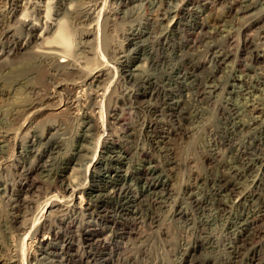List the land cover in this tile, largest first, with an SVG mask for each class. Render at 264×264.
I'll return each mask as SVG.
<instances>
[{"label": "bare ground", "instance_id": "bare-ground-1", "mask_svg": "<svg viewBox=\"0 0 264 264\" xmlns=\"http://www.w3.org/2000/svg\"><path fill=\"white\" fill-rule=\"evenodd\" d=\"M110 2L116 7L108 8L107 0H0V78L4 79H0V102L14 99L16 103H13L18 102L19 105L15 106L13 115L19 116L23 113L16 133L12 131V127L0 131V159L3 163L2 167L0 166V200L8 205V223L11 237L14 239L7 258L0 257V264H56L57 260H54L58 258L61 259L58 263L62 264L69 254L76 259L75 264H89L93 263L92 253H82L79 245L107 248L109 240L123 238L124 234H137L133 229L118 234L115 227L123 221L137 219L138 207L146 198L154 199L155 204L161 205L171 200L170 184L164 177L169 174L160 167L155 153L163 154L161 156L167 159L172 154V148L166 146L168 138L170 139L168 135L179 136L183 127H176L171 123V119L179 117L183 92L190 90H196L199 97L206 99L222 93L227 96H244L246 99L243 105L238 106L234 104L236 101L230 102L231 97H225L227 105L230 106L224 108L225 113L233 122L231 127L226 128V132L230 135L244 132L246 136H253V153H249L247 149L242 151L239 146L236 154L241 161V167H237L219 161L217 148L209 149V160L220 162L227 172L223 170L220 176L205 179L214 184L210 194L217 197L216 208L220 210L218 214H229L225 220L235 240L231 239L228 248L235 255L244 254L241 250L249 241L262 238L264 234V195L259 192L264 179V8L259 5L264 4V0ZM135 2L150 6L147 7L145 21L139 20L138 26H131L129 29L126 45L134 48H128L130 51H126L127 49L119 44L111 50L113 55L122 53L119 58L125 59L121 61L117 58L116 62L121 65V69H116L101 61L102 53L98 47L105 37H102L100 31V18L105 17L102 20L104 24L117 22L125 17L127 19L135 12L133 10L136 6L140 10L139 4L131 6ZM208 15H211L212 19H209L211 16ZM108 26L106 24L103 30ZM157 28H160L159 35L156 33ZM237 29L243 36L246 32L253 31L252 34L248 33L253 35V39L245 35L242 42H237L240 45L237 46L238 50L232 53L231 48L228 49L229 46H224L236 36L234 33ZM188 30L193 36L189 44L191 49L198 48V44L203 42L208 43L218 35L220 40H216L218 43L207 45L208 52L203 57L199 56L198 49L196 53L187 55V58L180 54L176 56L179 62L173 63L176 60L174 57L163 60L160 73L157 70L158 73H150L148 67L151 69L161 64L157 65L153 60L151 66L147 63V56L146 59L144 56L141 59V54L150 52L149 49L153 47H150V44L157 40L156 37L168 44L171 36ZM70 32H74V36L79 34L75 41L80 39L79 42L76 41L80 47L75 44V49H72L73 45L68 44L69 38L73 37H69ZM232 41L236 44L235 39ZM245 54L251 55L249 63L252 61V64L238 62L239 56ZM232 57L236 60L234 63H239V69L233 68L224 77H218L227 60ZM95 60H100L101 63ZM136 60L143 62L132 68L130 64ZM114 69V76L118 74L126 84H131L130 92L121 98L124 105L130 104L128 108L143 111L149 117L141 124L146 146L141 145L142 147L137 149L138 152L121 143L123 138L134 137V134L130 132L133 123L123 122L118 106L108 113V119L106 117L107 123L113 121V124H120L118 135L114 133L118 136L117 139L107 133L106 122L101 118L103 104H100L98 99L102 97L103 100L108 96L109 87L97 83L101 82L102 77L111 76ZM42 72L44 78L51 80L49 88L42 89V86L36 84ZM5 80H11L9 87ZM59 89L66 92L62 94ZM22 91L27 93L26 97L29 94L30 98L21 101ZM258 92L262 93L259 97L256 96ZM18 95L20 96L17 97ZM96 109L99 111L96 112ZM65 110L77 115L80 129L76 134V144L63 153L64 134L61 135V131L51 132L52 129L42 132L36 120L48 115L47 112L58 115ZM245 112L250 116L248 119L244 118ZM101 130L103 134L95 139V135L100 134ZM11 140L16 141L18 158L13 159V172L10 176L6 168L11 165L8 164L11 161L5 155ZM136 154L138 156L135 158ZM71 165V177L65 178V172ZM170 170H174V167ZM249 175H252V180L248 179ZM82 178L90 181L83 184ZM197 188L198 186H194L190 191L191 197ZM114 200L117 204L115 214L110 215L109 211L101 209ZM258 200H262L261 205L257 204ZM199 203L202 202L198 201L196 205ZM40 204H43V210L36 217L37 220L27 217L32 215V211ZM248 205H253V209L246 210ZM235 207L240 210L243 208L241 214L236 212L237 210H232L234 213L230 211ZM182 213L183 211L179 210L177 215L181 216ZM104 221H107L106 224ZM67 230L80 233L68 236ZM22 235V241L28 240L27 261L20 257L15 239H21ZM259 246H264V241L251 245L253 254L246 264H257ZM75 247L78 249L75 250ZM199 247L202 245L188 247L185 249V255L195 256ZM209 263L208 259H204V264ZM259 263L261 262L258 261ZM261 264H264V261Z\"/></svg>", "mask_w": 264, "mask_h": 264}, {"label": "rangeland", "instance_id": "rangeland-1", "mask_svg": "<svg viewBox=\"0 0 264 264\" xmlns=\"http://www.w3.org/2000/svg\"><path fill=\"white\" fill-rule=\"evenodd\" d=\"M106 4H107V7L110 9H111V6H112V8L116 7V5H112L110 0L109 1L107 0ZM137 4H139L140 10H139V8H137L138 6H136L135 10H133L135 12L133 14H131L129 17H127V19H126V17L123 19H119V20H117V22L115 21L116 23L113 22L114 24L112 22H109V23L105 22V24H104V22L102 20H104L105 17L101 16V18H100V25H102L101 26L102 28L100 31L102 33V37L103 38L105 37L102 42L104 43V41H105V43H106V44L101 43V45L98 47V48H100L101 53H102L101 61L106 62V64L109 63V65L113 66L116 69L121 66L116 61H117V58H119L122 55V53L119 52L118 56L113 55L114 53H112L111 50L113 49L114 46L119 45V44L122 45L123 47H125L127 49L126 51H130L131 49H133L134 46L130 48L129 46L126 45L128 43V37H129L128 33L130 32L129 29L131 26H138V23L140 21H145L144 19L146 18V15L148 13L147 7L150 6L149 4H145V5L141 4L140 5V2H135L131 6H134ZM108 5H110V7ZM259 6H262V8H264V4H261ZM141 7H142V9H141ZM143 7H144V9H143ZM216 9L217 8H215V10ZM209 12L210 11H208L207 13L210 14ZM208 16H211V15H208ZM151 17H153V16H151ZM213 17H215V16L213 15ZM209 19H212V16ZM106 24H107V26L109 24V26L106 29H104L105 30V32H104L103 27H105ZM142 29H144V28H142ZM158 30H160V28L156 29L157 34L160 32V31L158 32ZM107 32H108V34H107ZM240 32L241 31H239L237 29L234 33V36L235 35L236 36L233 39H235L236 44L232 41L233 40L232 39L231 41H229L230 43L228 42L224 46V47L229 46L228 49L230 50V48H231L232 53H235L238 50V47L240 45L237 42L239 40H240V42H242L243 38H245L244 37L245 35H249L250 37H248V38L253 37V35H251L253 33V31H249L250 33L252 32L251 34H248L249 32H246V34L244 36ZM125 33H127V34H125ZM183 33H184V35H183ZM157 34L155 36H157ZM72 35H73V37H70ZM74 35H75L74 32H72L69 35L70 38H69L68 44L70 43L69 44L70 46L73 45L72 49H75V44L77 46L80 45V44L78 45V42L80 39H76V41H78V42L75 41V38L79 34H77L76 36H74ZM218 37H219V35L216 36L215 39L209 40L208 43L203 42V44H198V46H199L198 48L195 47L194 49H191L190 47H192V46H190L189 44L193 40V36H191L189 30L186 32H180L179 34L171 36L168 44L164 43V40L160 39V37L157 36L156 37L157 40H155L154 43L150 44V47L153 46L151 49H149L150 52H148L144 55L141 54V59H142V56H144L143 58H145V59H146L145 56H147V60H148L147 63L149 62L151 66H152L151 63L153 60L156 61L157 65L161 64V66H159V67L154 66L151 69H150V67L147 68L150 73H153V72L158 73L159 70L161 68H163V65H162L163 60L164 61L170 60V59H173V57H174L176 60L173 63H177V61L179 62V59L177 60L178 57L176 58L177 55L182 54V55L186 56L184 58H187V55L196 53V50L198 49L197 52H198V54H200L199 56L203 57V55H206L208 52V48H209L208 46H210L211 44H214V43H218V41L220 40V37L219 38ZM236 37H238V38H236ZM106 38H107V40H106ZM154 38H152V40H154ZM216 40H218V41H216ZM125 41H126V43H125ZM71 42H72V44H71ZM107 42H108V44H107ZM234 50H235V52H234ZM148 54H149V56H148ZM246 55H247V57H246ZM249 55L250 54H245L243 56H239L238 62L240 63L241 61H243L244 63L248 62L247 64H252V61H251V63H249L250 62L249 58L251 56V55L250 56ZM133 57H135V56H133ZM119 59L121 61L125 60V59H121V58H119ZM233 59L234 58L232 57L229 60H227V63H226L227 65L225 64L223 66V69L220 71V73H218V77L219 76L224 77L228 73V71L233 69V68L239 69V63L238 62L234 63V61H236V60L235 59L233 60ZM95 61L99 62L100 60H95ZM101 61L99 63H101ZM142 62L143 61L136 60L134 63H132L130 65L133 66L132 68H134L136 65H138L140 63L142 64ZM120 69H121V67H120ZM114 72H115V69L113 70V73L111 74V76L110 75L104 76L101 78V82L97 83L101 86L103 84V85H105L104 87H109L108 93H107L108 96H106L103 100L101 99L102 97H100L98 99L100 104L101 103L103 104V107H101L103 116L101 118H102V120H104L106 122L108 119L107 116L109 115L108 113H111L113 111L114 107L118 106L119 107L118 112H119V114H122L123 122H132L134 124V125L132 124L133 130L131 129V131H130L134 134V137L123 138L121 143L124 146L126 145L132 151L138 152L137 149L139 147H142V146L145 147L146 146L145 136L143 135V133H141L142 132L141 131V127H142L141 124H142V121L144 119H148L149 117L147 116V113L145 115L143 111H138L135 109L128 108L130 104L124 105L125 103H123L121 98L130 92L131 84H126L121 79V77L118 76V74L114 76ZM251 74L253 75V73H251ZM41 75L43 77L41 76L39 78V80H36V84L39 85L40 87L42 86L41 87L42 89L47 88V87L49 88V86H50L49 82L51 80L48 77L44 78L43 72L41 73ZM0 79L4 80L3 78H0ZM117 80H119V81H117ZM9 81H10V84H9ZM104 81H105V83H104ZM0 82H2V81H0ZM5 83H7L6 84L7 86L11 85V80H8V81L5 80ZM262 87L264 88V86H262ZM61 89H63V88H61ZM180 89L182 90V87ZM60 92L63 94L66 92V90H60ZM186 92H183V97L181 98V99H183V102L180 104V107H179V109H181V111L179 109H178L179 111L177 110L179 113L180 119H179V117L171 119V123L173 125L175 124L176 127L177 126L181 127V125H182L183 130H180V131L183 134L181 133L180 134L181 136L180 135L179 136L178 135L177 136L176 135H168L170 137V139L168 138L166 146L172 148V150H171L172 154L169 155L168 159L162 157L163 154H158L157 152L155 153V154H157L156 157H157V160L159 162L160 167L162 169H164L166 173L169 174V176L166 175L164 177L168 181V183L170 184L169 188L171 189V191H170L171 200H168L165 204L163 203V205H161V204H155L156 201L154 199L151 200V198H146L145 201L142 202V204H140L138 207L139 208V214L137 215L138 218L137 219H131V221L133 223H131V221H123L121 223H118L115 227V230L118 234L125 232V231H131L133 229L134 231H137V234H135V235L128 236V235L124 234L123 238H115L114 240L113 239L109 240L107 248H105L103 246H97V245H94L92 247H88L87 244L86 245L85 244L79 245L80 246L79 250L82 253H87L88 251H90V253H92V255H91L92 260L91 261H93V263L90 262L89 264H198V262H201V264H204V259H208L210 261L209 264H246V263H248V258L252 257V254H253L252 253L253 247L251 248V245L253 246L254 243L260 244L264 241L263 240L264 234H263L262 238L261 237L258 239L253 238L254 239L253 241H249V244L246 245L247 247L245 246L244 247L245 249L243 248L242 249L243 251L241 250V252H243L244 254L241 253L240 255H235L231 252V249L228 247H229L230 242L232 241L231 239L233 238L235 240V238H234V235L230 233V230H228L226 220H225V218H227L226 216H229V214L228 215L222 214V213L218 214V211L220 212V210H219V208H216V207H218V205H216V202H217L216 198L217 197H213L210 194L211 193L210 189H212V186H214V184L211 181L209 183L205 180L206 178L213 179L217 176H220L222 174L223 170L227 172V170H225L224 167H221L220 162L209 160V158L207 157V155L209 154V151H210L209 149H216L217 148V151H219V154H220L219 161L224 162L225 164L228 163L230 166H237V167H241V164H240L241 161H239V158L236 154L237 153L236 149L239 146H240V149L242 151L247 149V151L249 153H251L250 151H252V153H253V148H252L253 136H246V134L244 132L238 133V135L241 134L240 136L230 135L226 132V128L231 127V123H233L232 120L228 117L229 115L227 113H225L224 108L226 106H229V105H227V99L226 98L231 97L230 102L234 103L236 101V103H234V104H238V106H240L241 104L243 105L244 102H246V99H244V96L243 97L242 96H240V97L227 96L226 94L223 95V93L215 95L214 97H211L209 99H206V98L199 97L197 95L196 90H190V92L189 91H186ZM258 93L256 94L257 97L262 95L261 92L259 94ZM25 94H27V93L22 91V93H20L21 96L18 95L17 97L20 96L22 98L21 101H24L23 99L25 98V100H26L28 95H29L28 94L26 97ZM195 94H196V96H195ZM186 95H188V96L186 97ZM28 98H30V97H28ZM201 99H204V100H201ZM56 100H58V99H56ZM9 101L8 102L7 101L6 102H0V131L13 128L12 131H14V133H16L19 129V126H20L19 123L22 122L21 115L23 113L20 114L19 116H14L13 113L15 112L14 111L15 106L19 105V104H18V102H17V104H14V103H16L14 101V99L9 100ZM98 109H96L97 110L96 112H98L100 110V109L99 110ZM130 113H131V115H130ZM245 113H244V118L248 119L250 116H249L248 112L246 114ZM46 114H48V115L41 116L36 120V123L39 126V130H41L42 132L46 131L48 129H52L51 132H56V131L60 132L61 131L60 134L61 135L64 134V137H65V140H64L65 144L63 145V148H64L63 153H66V151L68 149H70L71 146H74L77 142L76 141V134L78 133L77 131H79V129H80V124H79L80 120L77 119L78 117L76 114L74 115L73 112L69 111V110H67V111L65 110V111H63V113L61 112L58 115L57 114H50V112H47ZM4 117H5V119H4ZM97 117L99 118L100 114H98ZM106 117H107V119H106ZM9 118H10V120H9ZM14 118H16V119H14ZM6 119H7V121H6ZM12 120H13V122H12ZM14 120H16V121L18 120V121L16 122ZM112 122L113 121H111L110 123L106 122V127L108 129L107 133L109 132L108 133L109 135H111V136L114 135L113 137H115L117 139V137H118L117 135L119 133V129L121 126H120V124H116L115 122H114L115 124H113ZM14 123H16L17 125L16 124L14 125ZM50 126H53V127H50ZM14 127H15V129H14ZM187 127H188L189 131H188ZM16 128H17V130H16ZM117 128H118V130H117ZM184 130H186L187 132ZM114 133L117 135H115ZM190 133H191V135H190ZM101 134H103V131L100 132V134L95 135V136H97V137H95V139H97L99 137V135H101ZM12 136H14V135H12ZM169 142H171V143H169ZM94 143H95V141H94ZM94 143L92 144L93 147H94ZM246 145L248 147H246ZM218 148H220V149H218ZM135 149H136V151H135ZM15 155H16V157H15ZM5 156L8 157V159H10V161H11V162H8V164H11V165H9L6 168V172L8 170V172H10L9 174L11 176V172H13V170H12L13 169L12 164L14 162L13 159L16 160L18 158L16 141L14 142V140H11V142L9 143V146H8V153ZM136 156H138V154L135 155V158H136ZM231 162H232V164H231ZM1 163H2V159H0V166L2 167L3 163L2 164ZM15 163H16V161H15ZM1 167H0V169H1ZM71 167H72V165L70 166V168L68 170H66L65 175H64L65 178L71 177V174H72L71 173L72 172ZM172 167H174V170H170ZM82 173H84V172H82ZM82 173H80V174H82ZM249 178L252 180L253 179L252 175H249L248 179ZM81 180H82L81 182L83 184H85L87 181H90L89 179L84 180V178H82ZM262 181L263 182H262V185L260 186L259 192H261L264 195V179ZM195 183H197V184H195ZM194 186H198V188L194 190L193 197H191L190 191H192ZM208 200H210V201H208ZM198 201H200L202 203H199V205H196V203H198ZM205 201H207L208 203H203ZM261 201L262 200H258L256 202L258 205L259 204L261 205V203H262ZM116 205L117 204L114 200L112 203H107L106 206L102 207L101 209H105V210L109 211L110 215H113V214H115V211H116V209H115ZM7 206L8 205L6 203H4V201L2 202L0 200V257L2 256L5 258H7V256H8V251L11 248L10 245L14 242L13 237H11L12 234L10 233V231H11L10 224L8 223L9 216H8ZM179 207L182 209H180ZM192 208H194V209H192ZM236 208L237 207H235L233 209L231 208L230 211L235 212L237 210L236 212H238V213L240 212V214H241L243 208L241 210L238 208L236 209ZM250 209H253V205H252V207H251V205H248L246 207V210H250ZM42 210H43V204H40L39 206H37L32 211V215H28L27 217L32 218V219H36V217H38L42 213ZM179 210L183 211L181 216L177 215ZM117 213H119V212L117 211ZM102 214H104V213H102ZM207 219H208V221H206ZM36 220H34V221H36ZM106 222L107 221H104L105 224H106ZM263 222L264 221H262V223ZM57 223L63 227V224H60L59 221ZM104 223L101 222V224H103V225H104ZM263 230H264V227H263ZM79 233H80V231L79 232L78 231L75 232L74 230H67L66 231V234L68 236H73V235L76 236ZM109 233H111L110 230H109ZM21 234H23V233H21ZM23 238H24V236L22 235L21 239H20V237H19V239L18 238H15V239H17L16 242L18 244L20 257L23 258L24 261H27V250H26V248H27L28 240L22 241ZM227 241H229V242H227ZM194 245L195 246H198V245L201 246L202 245V247H199L198 251L195 253V256H189V257L186 256L185 255V249H187L188 247H195ZM249 246L251 249L249 248ZM76 248L77 247H75V250H76ZM258 249H259V255L257 256V260L259 262L263 263V261H264V246H259ZM71 252L76 253V251H71ZM24 253H26V254L24 255ZM243 256H245L244 259H243ZM67 257L63 261L62 264H75L76 263V261H75L76 259H73L72 257H70V254L67 255ZM90 259H91V257H90ZM236 259H238V260H236ZM56 260H57V263L59 261H61V259H59V258L55 259L54 261H56ZM195 260H197V261H195ZM257 260H256V263L258 264ZM261 263H259V264H261ZM1 264H3V263H1Z\"/></svg>", "mask_w": 264, "mask_h": 264}]
</instances>
